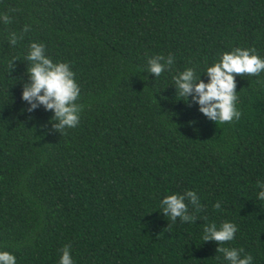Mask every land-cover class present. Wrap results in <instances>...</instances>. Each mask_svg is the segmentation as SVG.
I'll use <instances>...</instances> for the list:
<instances>
[{
	"label": "trees",
	"instance_id": "1",
	"mask_svg": "<svg viewBox=\"0 0 264 264\" xmlns=\"http://www.w3.org/2000/svg\"><path fill=\"white\" fill-rule=\"evenodd\" d=\"M0 15V250L16 264H58L66 245L74 264H227L201 237L230 221L219 246L264 264V72L235 77L240 118L217 124L172 79L190 67L206 82L233 48L264 58V0H0ZM32 42L75 73L76 127L25 111ZM157 55L173 64L153 78ZM187 190L194 221L163 217L161 199Z\"/></svg>",
	"mask_w": 264,
	"mask_h": 264
},
{
	"label": "clouds",
	"instance_id": "2",
	"mask_svg": "<svg viewBox=\"0 0 264 264\" xmlns=\"http://www.w3.org/2000/svg\"><path fill=\"white\" fill-rule=\"evenodd\" d=\"M10 17L0 15V23L7 24ZM25 26L23 31H28ZM9 42L13 45L17 42V36L12 34ZM30 62L26 75L28 82L22 85L21 100L28 107L25 111L31 113L42 106L45 111L51 110L50 123L58 131L74 128L79 123L80 105L77 100L80 96V87L76 83L75 73L66 62H53L45 55L42 43L32 42L29 45L25 57ZM173 64V57L167 58L157 55L148 59L147 72L152 77H159L162 72L168 70ZM264 72V58H261L253 49L233 48L231 51L221 54L218 62L207 66L203 72L206 82L200 79L193 68H185L172 77L175 93L186 103H194L197 110L208 120L217 123H225L238 120L240 111L236 108L237 91L235 77L247 74L257 76ZM259 191L257 200L264 201V183L258 182ZM187 201V204L185 203ZM193 206L194 211L201 207L199 198L192 190L182 194L173 193L165 196L160 201V213L175 222L177 218L181 222H193L195 217L189 214L188 205ZM213 207L220 209V202ZM237 232V227L230 221L222 222L219 226L209 223L202 229V241L216 242L215 252H220L227 264H253V257L244 253L242 248L220 247L225 242H231ZM0 264H16V257L6 250H0ZM58 264H74L69 247L61 249Z\"/></svg>",
	"mask_w": 264,
	"mask_h": 264
}]
</instances>
